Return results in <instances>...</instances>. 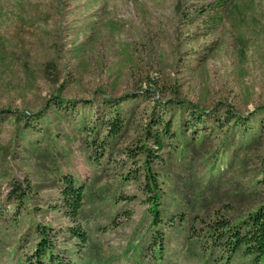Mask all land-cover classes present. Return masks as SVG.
Returning a JSON list of instances; mask_svg holds the SVG:
<instances>
[{"label": "rangeland", "instance_id": "obj_1", "mask_svg": "<svg viewBox=\"0 0 264 264\" xmlns=\"http://www.w3.org/2000/svg\"><path fill=\"white\" fill-rule=\"evenodd\" d=\"M211 3L0 0V264L32 251L36 225L52 228L71 264H250L217 223L264 202V0H231L216 29L198 12ZM124 95L122 131L104 145L103 100ZM177 99L248 119L221 130L209 118L202 143L167 142L153 166L155 224L133 153ZM64 176L85 192L77 219L61 200ZM76 224L86 243L68 233Z\"/></svg>", "mask_w": 264, "mask_h": 264}, {"label": "trees", "instance_id": "obj_2", "mask_svg": "<svg viewBox=\"0 0 264 264\" xmlns=\"http://www.w3.org/2000/svg\"><path fill=\"white\" fill-rule=\"evenodd\" d=\"M230 2L231 0H212L205 11L198 9L200 15H209L205 28L216 29L223 23ZM63 87L64 83L61 84L60 90ZM127 97V95H124L119 99L108 97L103 100L111 110L110 117L104 121L107 126L104 145L113 144L122 131L123 123L119 106L121 101ZM132 97H136V95ZM63 101L64 98L59 96L55 104L61 106ZM163 104L165 107L164 115L155 121V124L159 125L160 128L154 132L149 129L146 131V137L152 140V145L149 146L147 142H142L138 147L139 151L133 153V156L141 154L144 158L142 165L144 180L141 187L148 198L149 209L155 224L162 220L163 195L161 194V184L163 181L159 179L153 166L156 162H162L161 151L165 148L167 142L179 139L182 135L181 138L183 139L189 133L191 145L202 143L205 135L198 131L200 130L199 126L210 120L209 118L217 121V127L221 130L228 123H234V127L242 126L248 119L247 117H241L236 111L228 107L222 113H218L217 109L207 113L206 109L185 100H169ZM185 113L188 114L186 120H184ZM39 114L42 115L43 112ZM23 115L28 119L32 116L28 112H24ZM175 120L178 122V129H173ZM26 124L27 128L31 125L29 122ZM95 124L92 125L91 129L95 127ZM183 143L180 142L182 145ZM19 188L18 184H15L14 190H19ZM60 193L63 206L67 209V212H70L73 219H77L85 197L83 188L74 179L64 176L61 177ZM51 229L49 226L36 225L35 232L38 235V240L35 246L29 254L20 257L15 264H71L70 259L56 251L55 238L57 235L55 232H51ZM217 229H219V241L225 243L232 255L242 254L248 258L250 264H264V202L256 205L244 216L237 217L235 222L218 217ZM67 231L80 242H87V234L80 224L69 227Z\"/></svg>", "mask_w": 264, "mask_h": 264}]
</instances>
